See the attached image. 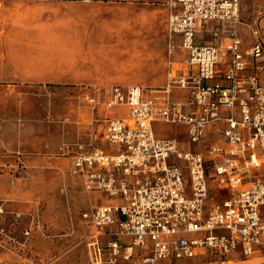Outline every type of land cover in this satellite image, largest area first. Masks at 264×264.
I'll list each match as a JSON object with an SVG mask.
<instances>
[{"label":"built area","instance_id":"2783aa9c","mask_svg":"<svg viewBox=\"0 0 264 264\" xmlns=\"http://www.w3.org/2000/svg\"><path fill=\"white\" fill-rule=\"evenodd\" d=\"M166 4L165 86L113 85L85 96L112 150L80 145L72 156L70 174L110 201L82 214L96 230L91 264H188L205 251L217 258L201 264H231L235 253L243 257L236 264H264V42L250 26L257 40L241 50V0ZM210 21L227 28V44L199 42V26ZM177 35L186 52L181 73ZM174 91L185 98L174 99ZM156 122L185 125L187 144L198 146L218 123L226 145L212 143L207 154L182 148L178 138L158 137ZM213 187L228 194L217 199ZM103 234L111 237L105 244Z\"/></svg>","mask_w":264,"mask_h":264},{"label":"rangeland","instance_id":"374dc122","mask_svg":"<svg viewBox=\"0 0 264 264\" xmlns=\"http://www.w3.org/2000/svg\"><path fill=\"white\" fill-rule=\"evenodd\" d=\"M165 2L0 0V259L6 264H91V228L80 205H72L82 195L68 181L79 146L101 139L85 96L97 88L104 95L113 85L163 84ZM156 127L176 131L182 148L205 154L212 143L226 145L218 123L200 146L187 144L185 125ZM24 203L31 211L12 213Z\"/></svg>","mask_w":264,"mask_h":264},{"label":"crops","instance_id":"0c3cea01","mask_svg":"<svg viewBox=\"0 0 264 264\" xmlns=\"http://www.w3.org/2000/svg\"><path fill=\"white\" fill-rule=\"evenodd\" d=\"M168 2V0H166ZM165 2V8L167 11V17H166V76H165V81L163 82L162 85L156 86V87H149L152 89L155 88H161L164 87L166 84L167 80V57H168V48H169V33H168V16H169V8L167 7V4ZM240 17L242 19V24L238 27V34L240 38L242 39V45H241V50L242 51H247L257 40L256 36L252 33L251 27L254 26L256 29L259 30V37L261 40L264 42V0H241V8H240ZM198 38L199 42L202 44H210V45H225L229 42L230 40V34L227 32V28L223 26L221 23L217 21H210L207 22L204 26H199L198 29ZM173 44L175 46V53H174V69L175 72L181 73L184 71V60L186 58V52L180 47V36H175L173 39ZM224 66H221L220 68L223 69ZM264 76V73L262 74ZM136 85V84H133ZM146 87V86H145ZM173 98L174 99H184L185 95L184 92L182 91H174L173 93ZM102 113V112H101ZM158 123H163V122H156L154 124V128L156 131V134L158 137L161 138H178V134L176 131H162L159 130L156 125ZM183 125V124H182ZM186 127V126H185ZM187 130V128H186ZM90 146L87 148L89 150H94V149H102L106 151L107 153L112 152L103 142L100 140L98 144L93 145V143L89 144ZM83 146V145H82ZM65 181V180H64ZM69 185L71 186V189H78L80 190V194L82 195L80 197V201L77 200V198H74V202H72V205L76 206V203L80 205V210L82 214L84 212L89 211L92 207L101 205V204H106L109 203L110 201L105 198V196L101 193L98 192H92L88 193L85 191L82 183L77 178H74L72 175H70V178H68ZM68 185V184H67ZM66 185V186H67ZM66 188V187H65ZM66 190V189H65ZM64 189L62 191H65ZM71 193V190H70ZM213 196H215L217 199H221L224 197L226 194H228L226 191L220 192L216 188L213 187ZM72 194V193H71ZM12 209V213L19 211L22 207L23 211L25 210L26 212L31 211V204L24 203L22 205L17 206V208ZM20 208V209H19ZM86 223L90 226L91 231L90 234L88 235L87 238H91L92 235L95 234L96 230L94 226L92 225L90 220L84 219ZM40 226V225H39ZM38 226V227H39ZM18 229V227H17ZM15 238L19 237L14 235ZM15 238H12L13 241ZM30 237H28L29 239ZM100 240L103 242L104 240H108L111 238L107 234H103L100 237ZM18 239V238H17ZM217 258V255L210 251H205L199 254L197 257L193 258L195 261H188V264H201L206 261H213ZM229 261L231 264H236L238 263V260H242L243 257L240 253H235L231 254L228 256Z\"/></svg>","mask_w":264,"mask_h":264}]
</instances>
